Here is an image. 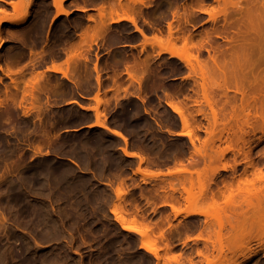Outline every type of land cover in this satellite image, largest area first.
<instances>
[{
    "label": "rangeland",
    "instance_id": "obj_1",
    "mask_svg": "<svg viewBox=\"0 0 264 264\" xmlns=\"http://www.w3.org/2000/svg\"><path fill=\"white\" fill-rule=\"evenodd\" d=\"M244 2L66 0L68 15L57 14L53 0L13 4L28 18L0 26V264H264L258 240L225 231L226 240L219 238L224 197L240 190L228 212L243 221L251 210L243 183L255 179L256 168L264 174L263 133L243 141L241 131L248 111L250 124L264 121V93H255L260 108L250 90L218 81L213 113L194 60L202 34L224 25L210 14L235 15ZM9 11L0 4V13ZM186 43L191 66L170 53L186 57ZM213 45L227 47L219 38ZM200 56L212 66L206 50ZM172 102L183 107L187 125ZM116 206L149 236L124 230ZM191 208L195 215L186 213ZM147 241L159 259L144 249Z\"/></svg>",
    "mask_w": 264,
    "mask_h": 264
},
{
    "label": "bare ground",
    "instance_id": "obj_2",
    "mask_svg": "<svg viewBox=\"0 0 264 264\" xmlns=\"http://www.w3.org/2000/svg\"><path fill=\"white\" fill-rule=\"evenodd\" d=\"M53 1H54V3H53L54 7L58 10L57 14L68 15V12L66 10H64V8H63V3L66 0H53ZM217 1L219 3H221V2L226 3L227 0H217ZM243 2H244V0H243ZM244 3H246L245 4L246 7L244 5V8H241L239 10L237 9L238 12L235 11V12H237L235 15L229 13L228 11H221V12H218L217 14H214V15L210 14L211 20H213V22H216L217 20L221 19V17H223L222 19L224 20V25L221 29L219 27L214 26V28H212L211 30H206L202 34L200 42L194 47V50L197 53L196 56H194V60L196 61L197 65L199 66L201 78L203 81L201 88L204 90V97L207 101L206 103H208V105L211 107V110L213 113H216V112L214 111L215 109H212L214 97L211 95V94H213L211 90L213 88H215V86H217V85L221 87L222 86V85H220L221 83H223V85L224 84L229 85L232 83H235L236 85H239V84L242 85V87L244 89L250 90V92H249L250 94L251 93L254 94V95L251 94L252 97L253 96L256 98L258 97L257 99L255 98L258 102H259V98H260L259 92L264 93V0H245ZM239 5H242V4H239ZM81 11H83V10H81ZM200 11L207 13L203 10H200ZM193 16H194V8L191 7V9L188 10L186 12V14L184 15L185 23L189 24L191 22V19L193 18ZM27 18H28V15H22V16L18 17L17 19L16 18L11 19L9 17L3 16V18L2 17L0 18V26L3 23H12L15 26H21L26 22ZM118 20H115V21H118ZM131 21H133V20H131ZM133 23H134V21H133ZM192 27H194V26L192 25ZM214 38L222 39L227 44V47L226 48H220V47L214 46L213 45V39ZM153 40L158 45L162 44L161 38H159L157 35L154 36ZM2 48H3V43H2L1 36H0V51ZM184 49H185V52L187 54L186 57H182L181 55L174 53L173 51H170V53L172 56L179 58L186 65L191 66L190 58H191V53L193 51V48L188 47V44L186 43L184 46ZM202 50H206L208 52V54L210 55V60L212 62V64H211L212 66H210L208 61H203V59H201L200 53ZM144 64L142 66H145ZM138 65L139 64H137L135 66H136V68L139 69V67H137ZM142 66L140 65L141 68H142ZM0 69H1V67H0ZM1 70L2 71L4 70L3 67ZM51 70L56 71V69H51ZM141 70H143V69H141ZM8 72H11V71H9V69H8ZM5 74L7 75V73H5ZM218 81L220 82V84ZM213 92H214V90H213ZM257 92L259 95L255 94ZM33 94H34V92H33ZM34 95H32V97ZM213 95H215V94H213ZM246 95H243V96H246L248 99L247 100L248 102L247 101L246 102L247 103L250 102V104H252V102L249 101V98L253 99L254 97L252 98L251 96L248 95V93H246ZM246 97H244V98H246ZM214 99H215L214 104H216L218 99L216 100V97ZM252 101L255 102V100H252ZM0 102H1V100H0ZM258 102H255V104ZM260 102H262L261 99H260ZM260 102H259V104H260V108H261L263 103H260ZM247 103H246V106L249 105ZM168 104L174 110V112L180 116L183 124L187 125L188 119H186L185 111H184L183 107H181L180 105L173 103V102L168 103ZM248 107H252V106L249 105ZM250 116H251V113H250V111H248V114L245 117H247L249 119V121H250ZM247 118L245 120V122L247 124L244 122L247 126H244V127H247L248 130H247V128L245 130H243L241 127V131H243L242 134L245 137L244 138L242 136L244 138L243 141H245L246 138H248L250 136V134L256 133L257 131L258 132L261 131L264 135V121L254 125V124H250V122H247L248 121ZM98 119H100V118H98ZM216 121H217V119H216ZM95 123H96V126H99L101 128L106 129L107 131H109V132L113 133L114 135L123 139L125 142L127 141L126 136L123 135V133L120 132L119 130H115V129L110 128L109 126H111V125L108 124L109 126H106L107 123L105 125L104 123H101L100 121H96ZM215 125H217V124H215ZM209 134H211V133L209 132ZM188 136L191 138L190 134H188ZM123 150H122L123 153H125V155L128 157L137 156V155H134L135 153H131L124 148H123ZM248 162H249L248 164L253 169H255L254 161H252V159H251ZM253 169H251V170H253ZM260 169H257V168L255 169L256 172L258 171V173L255 172V176H254L255 179L254 178L252 180L247 179V181H245V183H243V185L246 187L245 191L243 190L244 188L243 189L241 188L242 186L240 187L241 183L239 185V187L245 192V194L243 193L244 194L243 199L245 200L244 202L247 203V207H249L251 209V210H249V212L250 211L252 212V217L255 216L254 222H256L257 220H259L261 222L260 226H259V224L257 225V223H255L256 224L255 226L258 227L259 230H256L257 228L254 225L250 224V221L252 223H254L252 221L253 218L251 217V215H250L251 220H249L250 219L249 217H248V219H245L247 217V214L249 213L248 211H246V215H245V213L241 215L244 217L243 221H241V218L238 215H235V216H238L237 218H240V220L232 218L231 214H229V212H228V210H230V208H228V207H232V208L234 207L233 203H236L235 199H234V195H236L238 192H240V190L239 191L233 190V191L237 192V193L233 192L234 193L233 195H232V191L230 190L231 193L228 194L229 196H226V197H224V195H222L224 197V200H223L224 206L221 205L223 207L221 209L219 208V206H220V202H218L219 200L217 199V197L215 198V196H214L215 193L211 197L212 200L214 199L212 202L215 201L214 202L215 206L217 207L219 205L218 208L222 212L221 215L223 214V217L226 216V218H227V220L225 218L226 223L221 222V233L223 231L227 232L228 238L230 237L229 234H232L239 241H241V239H243L245 241L249 240V239H251V240L255 239L256 241L258 240L259 243L264 244V174H263L262 170H260ZM223 170L227 171V167L224 166ZM255 170H253L252 172H254ZM135 173L148 174V177L149 176L150 177L156 176L155 178H157V176L159 175V173H156L157 175L156 174L154 175L153 174L154 172L153 173L151 172L152 174H149L150 172L148 173V171L142 170L141 168L136 169ZM151 178H153V177H151ZM231 187H233V186L231 185L230 189H231ZM206 189L207 188H205V186H204V188H203V186L201 187V192H202L203 196L207 194ZM240 193L237 195L238 197L235 196V197H237L236 199H238L239 197L242 196V195H240ZM119 199H121L120 196H119ZM239 199H241V198H239ZM242 202H240V203H242ZM216 204H218V205H216ZM235 205H237V203ZM115 208H117V206L114 207V210L112 211V213L115 216V220L119 224H121V226L123 227L124 230L129 231V232H136L141 236H147V234L149 236V232H148L149 230L146 231L145 228H144L145 230L138 229V227H136V226H134V224H132L133 222L132 223L128 222V220L125 218L126 216H124V214L122 213L124 211H119V210H123V209L119 208V210H118ZM174 210L173 211L176 212V214H180V211L177 208ZM196 211H198V210H196ZM186 213L187 214H194L195 210H193L191 208V210L190 211L187 210ZM198 213L200 214V212H198ZM221 215H220V217L223 218ZM235 216H233V217H235ZM220 220L223 221L222 219H220ZM248 227H250V229L246 230V228H248ZM252 227L253 228L255 227L254 231L251 230V229H253ZM245 231H249V232H245ZM225 232H224V234H225ZM224 234L222 233V236L219 235V238H222V237L225 238L226 234L225 235ZM241 234H242V237H241ZM247 234H252V235L245 237ZM250 236L251 237L253 236V238H249ZM225 240H226V238H225ZM232 240L234 241V239H232ZM229 243H230V241H229ZM231 243L233 244V242H231ZM237 245H239V244H237ZM144 249H146V251L153 254L155 258H157V259L160 258L158 255L159 251L157 252L156 251L157 248L155 249L153 244H150V242L147 241V243L144 245Z\"/></svg>",
    "mask_w": 264,
    "mask_h": 264
},
{
    "label": "crops",
    "instance_id": "obj_3",
    "mask_svg": "<svg viewBox=\"0 0 264 264\" xmlns=\"http://www.w3.org/2000/svg\"><path fill=\"white\" fill-rule=\"evenodd\" d=\"M20 0H0V4H3L5 7L10 8V11L7 14L0 13V18L9 17L11 19H17L18 14L13 9V4L19 2ZM8 24V23H5Z\"/></svg>",
    "mask_w": 264,
    "mask_h": 264
}]
</instances>
